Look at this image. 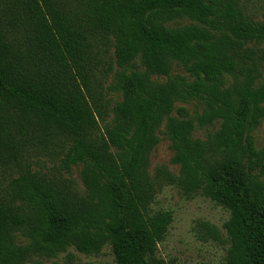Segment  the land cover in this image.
<instances>
[{
  "label": "trees",
  "instance_id": "1",
  "mask_svg": "<svg viewBox=\"0 0 264 264\" xmlns=\"http://www.w3.org/2000/svg\"><path fill=\"white\" fill-rule=\"evenodd\" d=\"M191 101L203 112L174 115ZM263 120L264 16L240 0H0V264L108 246L115 264H178L158 256L167 185L229 212L221 264H264ZM160 134L178 174L150 173Z\"/></svg>",
  "mask_w": 264,
  "mask_h": 264
},
{
  "label": "rangeland",
  "instance_id": "2",
  "mask_svg": "<svg viewBox=\"0 0 264 264\" xmlns=\"http://www.w3.org/2000/svg\"><path fill=\"white\" fill-rule=\"evenodd\" d=\"M244 8L255 20L262 21L264 16V0H240ZM190 20L176 21L173 26L190 24ZM173 75H181L191 80L189 74L180 66L175 64ZM155 81L163 82L165 78L154 77ZM119 101V97H114ZM184 107L191 116L203 112V105L198 101L189 103L177 102L174 115L177 109ZM217 129V125L209 128H197L194 136L204 139L208 132ZM255 144L258 149L264 146V120L259 128L253 133ZM173 152L169 139L160 134V142L151 155L150 173L155 174L159 167H167L171 172L178 174L179 166L172 163ZM44 158L41 165L53 168L59 164L58 160L52 157ZM81 166L74 167L72 179L78 188L83 190L80 177ZM154 211L167 210L173 213L174 219L170 226L166 239L158 245V256L165 261H176L178 264H221L225 261L229 242L224 224L228 221L230 214L223 207L203 197L195 196L187 198L175 186H164L158 193L152 205ZM210 223L218 228L221 238L216 240L207 235L203 224ZM16 242L19 245L29 244V240L20 233L16 234ZM31 264H115L111 248L106 247L100 255L89 256L70 248L67 253L51 259L35 258Z\"/></svg>",
  "mask_w": 264,
  "mask_h": 264
}]
</instances>
